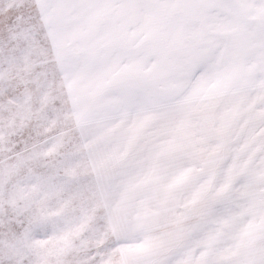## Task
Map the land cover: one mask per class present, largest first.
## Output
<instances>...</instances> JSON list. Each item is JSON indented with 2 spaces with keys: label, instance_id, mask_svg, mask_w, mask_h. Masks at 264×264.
<instances>
[{
  "label": "snow or ice",
  "instance_id": "obj_1",
  "mask_svg": "<svg viewBox=\"0 0 264 264\" xmlns=\"http://www.w3.org/2000/svg\"><path fill=\"white\" fill-rule=\"evenodd\" d=\"M0 264H264V0H0Z\"/></svg>",
  "mask_w": 264,
  "mask_h": 264
}]
</instances>
